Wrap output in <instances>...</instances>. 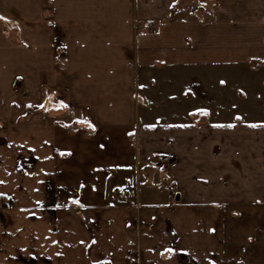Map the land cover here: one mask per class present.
Masks as SVG:
<instances>
[{"label":"crops","instance_id":"crops-1","mask_svg":"<svg viewBox=\"0 0 264 264\" xmlns=\"http://www.w3.org/2000/svg\"><path fill=\"white\" fill-rule=\"evenodd\" d=\"M43 1L70 37L55 121L0 126V264H264V0Z\"/></svg>","mask_w":264,"mask_h":264},{"label":"rangeland","instance_id":"rangeland-1","mask_svg":"<svg viewBox=\"0 0 264 264\" xmlns=\"http://www.w3.org/2000/svg\"><path fill=\"white\" fill-rule=\"evenodd\" d=\"M41 4L46 6L43 0H0V16L7 17V20L0 19V81L1 79H8V77L12 79L10 94L6 95L0 91V117L3 116L8 119L5 124L0 120V126L8 127V125L29 123L31 117L33 119L39 118L42 122L55 121V113L50 110L54 106L56 98L55 96L48 98L51 102L49 103L43 94H46L45 88L55 94L58 87L53 82L52 85L48 84L49 86L46 85V87L44 85L42 90L39 82L40 73L45 72L48 76L51 73L54 75V68L57 65L61 66L59 62L63 60L62 57L61 60L55 58L57 51L54 44H59L57 39L62 40L63 36L64 42H68L71 29H69L70 27L66 28L67 26L57 28L52 25L49 8L47 14L44 12L43 19L40 18ZM45 20L48 21L49 25L47 28L48 48L41 50V28L44 29L45 33ZM63 52L64 49L60 46L58 54L62 56ZM46 55L49 57H47L49 60L47 67V64L43 63L46 61ZM44 78H46V74ZM68 79L71 77L69 76ZM26 83L28 87H26ZM241 85L244 86L245 90H248L252 83L242 81ZM241 87L239 91L243 94L245 90H242L243 87ZM192 90L198 89L193 86ZM250 92H252V98L250 97V100L247 99L244 103L241 99L240 105L250 104L254 109L256 107V110L264 108V77L262 81L257 80L255 82L254 88H251ZM258 106L259 109H257ZM241 115L245 118L259 117L264 116V112L262 114L258 111L254 114L247 112L241 113ZM2 201L0 199V207H5L6 204H3Z\"/></svg>","mask_w":264,"mask_h":264},{"label":"snow or ice","instance_id":"snow-or-ice-1","mask_svg":"<svg viewBox=\"0 0 264 264\" xmlns=\"http://www.w3.org/2000/svg\"><path fill=\"white\" fill-rule=\"evenodd\" d=\"M0 19H3V20H7V17H3V16H0ZM220 83L221 84H223V83H225V81H220ZM61 106L62 107H66L67 105H64L63 104V102H61ZM197 112H200V113H202V114H207V112H208V110L207 109H204V108H201V109H197L196 110ZM240 117H237V119H239ZM84 123H88V126L89 127H94L93 125H91L89 122H87V121H84ZM217 127H233V125H231V124H229V125H216ZM256 126H258V125H253V127H256ZM77 203H78V201H77ZM168 251L169 252H171L172 250L171 249H168Z\"/></svg>","mask_w":264,"mask_h":264},{"label":"built area","instance_id":"built-area-1","mask_svg":"<svg viewBox=\"0 0 264 264\" xmlns=\"http://www.w3.org/2000/svg\"><path fill=\"white\" fill-rule=\"evenodd\" d=\"M170 162L168 157H163L162 158V163L168 164Z\"/></svg>","mask_w":264,"mask_h":264}]
</instances>
